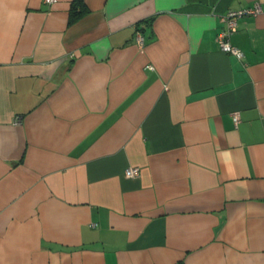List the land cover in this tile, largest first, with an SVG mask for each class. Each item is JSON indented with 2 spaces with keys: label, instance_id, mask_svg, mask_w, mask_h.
Listing matches in <instances>:
<instances>
[{
  "label": "crops",
  "instance_id": "1",
  "mask_svg": "<svg viewBox=\"0 0 264 264\" xmlns=\"http://www.w3.org/2000/svg\"><path fill=\"white\" fill-rule=\"evenodd\" d=\"M72 1L0 0V264H264V0Z\"/></svg>",
  "mask_w": 264,
  "mask_h": 264
},
{
  "label": "built area",
  "instance_id": "2",
  "mask_svg": "<svg viewBox=\"0 0 264 264\" xmlns=\"http://www.w3.org/2000/svg\"><path fill=\"white\" fill-rule=\"evenodd\" d=\"M48 4L55 3L56 0H44ZM264 13V3H254L251 7L239 10H229L223 16L221 21L225 24V27L217 34L216 42L218 43L220 50L227 54L234 55L237 59L243 58L242 52L237 48L233 47L230 43V36L237 30V22L242 16H256ZM138 34V41L140 40ZM234 124L238 122V115L232 116ZM124 174L127 177H138L139 169L130 168L126 169Z\"/></svg>",
  "mask_w": 264,
  "mask_h": 264
},
{
  "label": "trees",
  "instance_id": "3",
  "mask_svg": "<svg viewBox=\"0 0 264 264\" xmlns=\"http://www.w3.org/2000/svg\"><path fill=\"white\" fill-rule=\"evenodd\" d=\"M87 12L84 0H73L70 7L69 23L76 21Z\"/></svg>",
  "mask_w": 264,
  "mask_h": 264
}]
</instances>
